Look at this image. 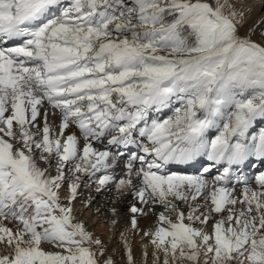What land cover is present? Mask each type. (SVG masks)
<instances>
[{"label":"snow or ice","instance_id":"obj_1","mask_svg":"<svg viewBox=\"0 0 264 264\" xmlns=\"http://www.w3.org/2000/svg\"><path fill=\"white\" fill-rule=\"evenodd\" d=\"M253 8L0 0V264H264ZM103 194L108 240L76 214Z\"/></svg>","mask_w":264,"mask_h":264},{"label":"bare ground","instance_id":"obj_2","mask_svg":"<svg viewBox=\"0 0 264 264\" xmlns=\"http://www.w3.org/2000/svg\"><path fill=\"white\" fill-rule=\"evenodd\" d=\"M250 2L254 6L253 11L251 13L250 22H255L261 17H264V7L261 6L260 0H250ZM170 114H171L170 112L163 113L161 114V118H163L164 115H170ZM198 168H199V164L195 165L194 168H192L190 171L192 173H195ZM87 195L88 194L85 193V197ZM130 200H131V196H129L126 200L121 201L120 204L117 205V207L121 209L122 217L127 216L126 211H124L123 209L125 208V206ZM95 206H99L101 208L100 216L94 215L90 211L81 210L79 203H77V213L76 214L81 220H84L87 223L91 231H93L97 235L102 236L105 240H108L109 235H110L108 231V226L104 224L102 221H103L104 216L108 215V208L112 206L111 203L109 202V196L107 194L98 195L96 197ZM121 223L123 225V223H125V220L122 219ZM139 223H140L141 228H146L151 223V220L141 218ZM112 247H117L115 242L112 244ZM134 251L137 253V259L139 260V251H140V236L139 235L136 236ZM150 260H151V249H149V264H150Z\"/></svg>","mask_w":264,"mask_h":264}]
</instances>
